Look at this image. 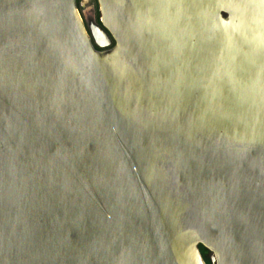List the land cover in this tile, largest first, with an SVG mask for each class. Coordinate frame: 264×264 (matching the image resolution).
Listing matches in <instances>:
<instances>
[{
  "label": "water",
  "instance_id": "95a60500",
  "mask_svg": "<svg viewBox=\"0 0 264 264\" xmlns=\"http://www.w3.org/2000/svg\"><path fill=\"white\" fill-rule=\"evenodd\" d=\"M96 1L0 0V264H264V0Z\"/></svg>",
  "mask_w": 264,
  "mask_h": 264
},
{
  "label": "rangeland",
  "instance_id": "374dc122",
  "mask_svg": "<svg viewBox=\"0 0 264 264\" xmlns=\"http://www.w3.org/2000/svg\"><path fill=\"white\" fill-rule=\"evenodd\" d=\"M89 7L93 8L94 11L88 9ZM78 8L80 10V13L83 17V19L86 22L87 28L89 32L91 33V29L94 28V26H101L100 22V14L98 11V4L97 1L92 0L90 1V4L85 5L83 8L80 7V4L78 5ZM210 253L207 255V258L209 259Z\"/></svg>",
  "mask_w": 264,
  "mask_h": 264
},
{
  "label": "trees",
  "instance_id": "16d2710c",
  "mask_svg": "<svg viewBox=\"0 0 264 264\" xmlns=\"http://www.w3.org/2000/svg\"><path fill=\"white\" fill-rule=\"evenodd\" d=\"M95 1H96V0H95ZM77 4H79L78 0H77ZM100 24H101V23H100ZM113 44H114V42H113ZM201 251H202V254H203V256L205 257L207 263H208V264H211V262H210V257H209V259L207 258V255L209 254L208 250H206L204 247L201 246Z\"/></svg>",
  "mask_w": 264,
  "mask_h": 264
},
{
  "label": "built area",
  "instance_id": "2783aa9c",
  "mask_svg": "<svg viewBox=\"0 0 264 264\" xmlns=\"http://www.w3.org/2000/svg\"><path fill=\"white\" fill-rule=\"evenodd\" d=\"M90 1H92V0H78V2H79V4H80V7L81 8H83L85 5H88V4H90ZM79 4H77V6L79 5ZM91 7H89L88 9H90ZM79 9V8H78ZM91 10L92 11H94L93 10V8H91ZM80 11V10H79ZM82 16V15H81Z\"/></svg>",
  "mask_w": 264,
  "mask_h": 264
}]
</instances>
